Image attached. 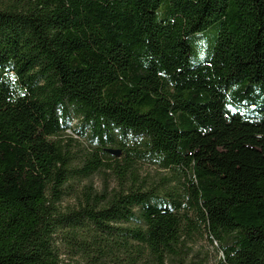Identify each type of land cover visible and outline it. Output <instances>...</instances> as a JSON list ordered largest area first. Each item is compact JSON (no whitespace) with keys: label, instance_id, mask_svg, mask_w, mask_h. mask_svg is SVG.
<instances>
[{"label":"trees","instance_id":"obj_1","mask_svg":"<svg viewBox=\"0 0 264 264\" xmlns=\"http://www.w3.org/2000/svg\"><path fill=\"white\" fill-rule=\"evenodd\" d=\"M204 231L264 264V0H0V264H185Z\"/></svg>","mask_w":264,"mask_h":264},{"label":"rangeland","instance_id":"obj_2","mask_svg":"<svg viewBox=\"0 0 264 264\" xmlns=\"http://www.w3.org/2000/svg\"><path fill=\"white\" fill-rule=\"evenodd\" d=\"M168 6L167 1L163 3L161 8L158 10V19L163 20L166 17L164 13V8ZM220 32L219 23L211 25L208 29L193 34L189 38V43L193 49L191 56V64L193 66H199L206 63L214 54V48L216 41L218 39ZM230 106L234 109H238L234 105ZM241 111H244L240 108ZM78 121L74 120L73 126L77 127ZM68 135L74 136L78 141L73 142L72 148L74 150H85L90 144L85 138H80L74 133L73 130L67 131ZM68 137V136H67ZM66 137V138H67ZM141 174L142 176L147 177L150 181L157 182L160 181L162 177L171 176L170 172L167 170L160 169L156 166H153L148 163L141 164ZM186 178L180 179L181 186ZM109 183L111 187L116 184L114 175L112 172H107L101 170L97 171L89 177L76 178L70 181L69 189H67L66 194L62 199V204L64 206L68 204H74L77 202V195L84 186L93 184L98 190H102L106 183ZM185 264H224V254L221 247L216 241H210L208 234L198 232L193 235L192 238H189L185 241ZM177 261H170L169 264H176Z\"/></svg>","mask_w":264,"mask_h":264},{"label":"water","instance_id":"obj_3","mask_svg":"<svg viewBox=\"0 0 264 264\" xmlns=\"http://www.w3.org/2000/svg\"><path fill=\"white\" fill-rule=\"evenodd\" d=\"M115 154H119L120 152L118 150H112Z\"/></svg>","mask_w":264,"mask_h":264}]
</instances>
